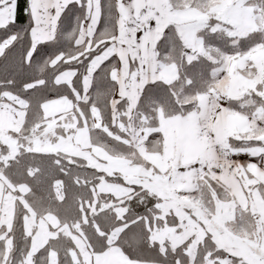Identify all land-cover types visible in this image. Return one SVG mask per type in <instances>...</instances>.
<instances>
[{"label":"snow or ice","instance_id":"snow-or-ice-1","mask_svg":"<svg viewBox=\"0 0 264 264\" xmlns=\"http://www.w3.org/2000/svg\"><path fill=\"white\" fill-rule=\"evenodd\" d=\"M0 264H264V0H0Z\"/></svg>","mask_w":264,"mask_h":264},{"label":"crops","instance_id":"crops-1","mask_svg":"<svg viewBox=\"0 0 264 264\" xmlns=\"http://www.w3.org/2000/svg\"><path fill=\"white\" fill-rule=\"evenodd\" d=\"M242 159H244V157H242Z\"/></svg>","mask_w":264,"mask_h":264}]
</instances>
